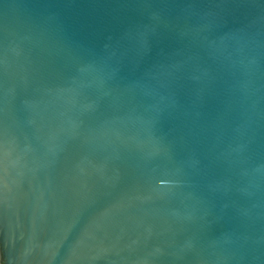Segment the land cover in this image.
I'll return each instance as SVG.
<instances>
[{"label": "water", "instance_id": "obj_1", "mask_svg": "<svg viewBox=\"0 0 264 264\" xmlns=\"http://www.w3.org/2000/svg\"><path fill=\"white\" fill-rule=\"evenodd\" d=\"M0 264H264V0H0Z\"/></svg>", "mask_w": 264, "mask_h": 264}]
</instances>
